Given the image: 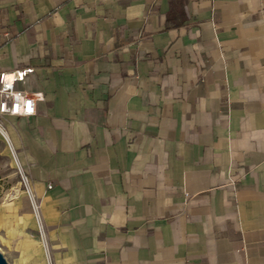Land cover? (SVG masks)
Listing matches in <instances>:
<instances>
[{
	"label": "crops",
	"instance_id": "0c3cea01",
	"mask_svg": "<svg viewBox=\"0 0 264 264\" xmlns=\"http://www.w3.org/2000/svg\"><path fill=\"white\" fill-rule=\"evenodd\" d=\"M21 69L7 264H264V0H0Z\"/></svg>",
	"mask_w": 264,
	"mask_h": 264
},
{
	"label": "built area",
	"instance_id": "2783aa9c",
	"mask_svg": "<svg viewBox=\"0 0 264 264\" xmlns=\"http://www.w3.org/2000/svg\"><path fill=\"white\" fill-rule=\"evenodd\" d=\"M32 72L33 69H21L10 74L0 73V116L32 117L36 114V98L28 93H24L15 89V83L22 82L25 77H27ZM6 76L13 77L11 82L12 86L10 88L7 87L8 82L3 79V77ZM29 101L33 102L32 106L35 108V114H26ZM10 147L17 164L20 184L23 188V192L28 198L31 211L37 225L39 240L47 252L45 228L41 215V203L35 197L32 191L30 178L21 165L15 150L11 145ZM51 187V185H48V189H51Z\"/></svg>",
	"mask_w": 264,
	"mask_h": 264
},
{
	"label": "rangeland",
	"instance_id": "374dc122",
	"mask_svg": "<svg viewBox=\"0 0 264 264\" xmlns=\"http://www.w3.org/2000/svg\"><path fill=\"white\" fill-rule=\"evenodd\" d=\"M20 194H23V188L11 147L8 142L0 140V204L8 206ZM35 233L38 237L37 230Z\"/></svg>",
	"mask_w": 264,
	"mask_h": 264
},
{
	"label": "clouds",
	"instance_id": "9594fccd",
	"mask_svg": "<svg viewBox=\"0 0 264 264\" xmlns=\"http://www.w3.org/2000/svg\"><path fill=\"white\" fill-rule=\"evenodd\" d=\"M6 77H11V76H6ZM13 80V77H11V79H8V80H5L7 81V87L10 88L12 86L11 82ZM42 96V94H40ZM33 105V102L29 101L28 102V107L26 109V114L28 115H32V114H35V108L32 106Z\"/></svg>",
	"mask_w": 264,
	"mask_h": 264
},
{
	"label": "water",
	"instance_id": "95a60500",
	"mask_svg": "<svg viewBox=\"0 0 264 264\" xmlns=\"http://www.w3.org/2000/svg\"><path fill=\"white\" fill-rule=\"evenodd\" d=\"M0 264H7V261L1 252H0Z\"/></svg>",
	"mask_w": 264,
	"mask_h": 264
},
{
	"label": "snow or ice",
	"instance_id": "6c2138e0",
	"mask_svg": "<svg viewBox=\"0 0 264 264\" xmlns=\"http://www.w3.org/2000/svg\"><path fill=\"white\" fill-rule=\"evenodd\" d=\"M4 80L11 79V77H3Z\"/></svg>",
	"mask_w": 264,
	"mask_h": 264
},
{
	"label": "bare ground",
	"instance_id": "6f19581e",
	"mask_svg": "<svg viewBox=\"0 0 264 264\" xmlns=\"http://www.w3.org/2000/svg\"><path fill=\"white\" fill-rule=\"evenodd\" d=\"M4 134V133H3ZM5 135V134H4Z\"/></svg>",
	"mask_w": 264,
	"mask_h": 264
}]
</instances>
